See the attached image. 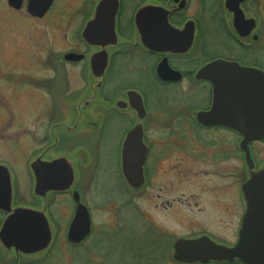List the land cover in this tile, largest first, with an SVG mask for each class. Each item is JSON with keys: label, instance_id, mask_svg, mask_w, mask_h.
I'll list each match as a JSON object with an SVG mask.
<instances>
[{"label": "flooded vegetation", "instance_id": "obj_1", "mask_svg": "<svg viewBox=\"0 0 264 264\" xmlns=\"http://www.w3.org/2000/svg\"><path fill=\"white\" fill-rule=\"evenodd\" d=\"M230 63L264 74V0H0V264H136L159 232L162 263L218 262L173 246H233L242 186L264 167V140L243 143L264 133V79Z\"/></svg>", "mask_w": 264, "mask_h": 264}, {"label": "water", "instance_id": "obj_2", "mask_svg": "<svg viewBox=\"0 0 264 264\" xmlns=\"http://www.w3.org/2000/svg\"><path fill=\"white\" fill-rule=\"evenodd\" d=\"M82 34L85 40L89 39V24L85 26ZM222 63L225 61L215 60L208 63L200 70L198 76H203L206 70L217 68ZM230 64L238 70V75H241V72L250 76L257 73L262 74L258 69L241 67L237 63ZM100 71L102 69H99V72L95 70V76L99 77ZM262 76L264 79V74ZM257 94L255 90L254 105L259 100ZM260 97L264 100V96L260 95ZM254 139L264 140V133L243 134V143ZM133 174L142 178L141 165L136 166V174ZM242 192L246 202L245 212L242 216L238 240L233 246L219 245L205 237L199 239L179 238L173 246L174 259L186 263L232 262L238 259L243 264H264V167L258 171H252L250 178L242 186ZM84 224L85 227L80 232L81 235H84L88 229L89 220L87 216H85ZM41 227L45 230V237L43 238L48 242L51 238V230L45 216H41Z\"/></svg>", "mask_w": 264, "mask_h": 264}, {"label": "rangeland", "instance_id": "obj_3", "mask_svg": "<svg viewBox=\"0 0 264 264\" xmlns=\"http://www.w3.org/2000/svg\"><path fill=\"white\" fill-rule=\"evenodd\" d=\"M207 20L209 18V15L207 13ZM159 99L161 96L162 99L161 100H170L172 99V97H174L175 95V91L173 89H166L164 91H158L157 93ZM112 165L104 163V160L100 161V165H98L99 167H101V171H102V177L104 178L103 182H104V187L103 190L104 191H109V190H114L117 188L118 186V182H117V175L116 173H114L110 167ZM22 171V166H16L14 172L19 174V179L22 182L23 180H26L25 177H22V174L20 173ZM176 218V217H174ZM175 223H177V220L175 219ZM174 230H179L178 225H173ZM158 234H155L156 238L158 237V243H157V248H155V253L156 256H153L151 258H146L144 256H136V264H175V263H170L168 261H166L165 263H162L164 261L161 262V258L159 257L158 252L161 255H165V250L167 249L166 247V243H164L165 241H161V238L163 237V234L161 232H159V236H157ZM164 238V237H163ZM122 240V241H121ZM108 245H110V254L111 255H115V256H124L126 257L125 260H132L133 257H135V248H131L133 246V243L128 241L126 238H119L118 240H114L113 237H109L108 240ZM128 246H131L130 248H128ZM101 249V247H99ZM134 261V260H133ZM209 264H242L241 262H234V263H226V262H212Z\"/></svg>", "mask_w": 264, "mask_h": 264}]
</instances>
